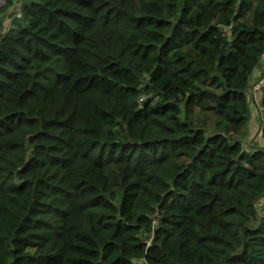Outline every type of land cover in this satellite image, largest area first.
I'll return each instance as SVG.
<instances>
[{"label":"trees","instance_id":"obj_1","mask_svg":"<svg viewBox=\"0 0 264 264\" xmlns=\"http://www.w3.org/2000/svg\"><path fill=\"white\" fill-rule=\"evenodd\" d=\"M1 1L0 264H264V0Z\"/></svg>","mask_w":264,"mask_h":264},{"label":"crops","instance_id":"obj_2","mask_svg":"<svg viewBox=\"0 0 264 264\" xmlns=\"http://www.w3.org/2000/svg\"><path fill=\"white\" fill-rule=\"evenodd\" d=\"M19 2V0H17ZM264 74V56L261 59L257 69L255 70L253 77L251 79L250 85L248 87L247 93L251 104V119L248 125L249 135L245 142L248 149H253L254 146H263V141L261 137V117L259 113L258 105L262 104V99L264 98V91L257 90L253 91L254 84L259 80V78Z\"/></svg>","mask_w":264,"mask_h":264},{"label":"built area","instance_id":"obj_3","mask_svg":"<svg viewBox=\"0 0 264 264\" xmlns=\"http://www.w3.org/2000/svg\"><path fill=\"white\" fill-rule=\"evenodd\" d=\"M20 2H21V0H19V2H18V6L19 7H20ZM16 15H17V17H20L21 16L20 10H18V12H17ZM263 56H264V54L262 55V57ZM257 90H263L264 91V74L254 84L253 91H257ZM258 107H259V111L260 112L264 109V106L261 103L258 105ZM261 137H262L263 147H264V134H263L262 130H261ZM259 208H260V210H263L264 209V200L261 201V203L259 204Z\"/></svg>","mask_w":264,"mask_h":264},{"label":"rangeland","instance_id":"obj_4","mask_svg":"<svg viewBox=\"0 0 264 264\" xmlns=\"http://www.w3.org/2000/svg\"><path fill=\"white\" fill-rule=\"evenodd\" d=\"M2 4H3V3H2V1L0 0V6H2ZM7 22H9V20H8ZM250 107H251V104H250Z\"/></svg>","mask_w":264,"mask_h":264},{"label":"water","instance_id":"obj_5","mask_svg":"<svg viewBox=\"0 0 264 264\" xmlns=\"http://www.w3.org/2000/svg\"><path fill=\"white\" fill-rule=\"evenodd\" d=\"M9 24H10V21L9 22H6V28L9 26Z\"/></svg>","mask_w":264,"mask_h":264}]
</instances>
